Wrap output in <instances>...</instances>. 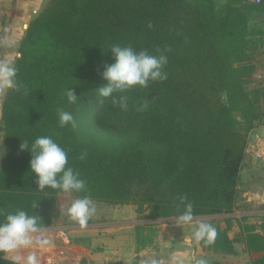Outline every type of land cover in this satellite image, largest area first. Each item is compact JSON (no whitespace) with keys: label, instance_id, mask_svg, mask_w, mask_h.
Here are the masks:
<instances>
[{"label":"trees","instance_id":"trees-1","mask_svg":"<svg viewBox=\"0 0 264 264\" xmlns=\"http://www.w3.org/2000/svg\"><path fill=\"white\" fill-rule=\"evenodd\" d=\"M261 9L248 0H48L19 42L21 90L5 91L2 100L0 208L37 202L44 227L57 217L61 191L37 190L31 155L20 148L51 136L86 181L73 198L134 205L152 219L176 217L180 196L194 217L230 213L248 133L264 120V86L248 88L247 57L250 15ZM113 45L168 56L166 79L113 94L127 98L126 109L97 95L107 83L104 68L114 63ZM60 111L75 125L59 126ZM215 227L213 248L230 250ZM246 243L264 248L257 234Z\"/></svg>","mask_w":264,"mask_h":264},{"label":"crops","instance_id":"crops-1","mask_svg":"<svg viewBox=\"0 0 264 264\" xmlns=\"http://www.w3.org/2000/svg\"><path fill=\"white\" fill-rule=\"evenodd\" d=\"M47 1L0 0V60L14 59L24 25ZM217 2L223 4L225 0ZM261 8L250 15L249 28H254L247 51L248 62L253 66L250 88L255 86V75L264 72V0ZM4 93L0 90V126ZM2 149L0 132V152ZM60 193L56 201L57 217L43 229L50 243L44 247L34 244L21 250L16 253L21 257L18 261L14 262L10 254L0 255V260L23 264V257L34 252L41 264H197L200 259L207 260L208 264H251L255 261L264 264V248L260 243L255 244V249H249L246 243L251 233L259 235L264 243V120L248 133L235 204L230 213L195 216L192 224L184 225L177 224L176 217L145 218L130 204L94 202L96 213L85 227H81L66 215L67 207L60 208ZM200 221L224 230L230 240V250L196 242L192 231ZM62 230L68 232L67 243L58 238Z\"/></svg>","mask_w":264,"mask_h":264},{"label":"clouds","instance_id":"clouds-1","mask_svg":"<svg viewBox=\"0 0 264 264\" xmlns=\"http://www.w3.org/2000/svg\"><path fill=\"white\" fill-rule=\"evenodd\" d=\"M10 46V45H9ZM111 53L114 63L107 65L102 77L107 83L97 87V95L102 98H113V103H119L122 109L127 108V98L121 96L119 101L113 96L114 93L124 92L135 86L148 87L150 82L161 81L167 78L163 70L168 63L166 51L160 55L150 54L147 50H136L132 46L113 45ZM16 58L0 60V90L18 92L21 85L18 82V69ZM66 97L69 103H75L77 95L66 89ZM143 104L140 110L146 108ZM59 126L75 125L73 115L67 111L58 113ZM21 150L27 149L31 155L29 170L36 176L37 190H58L64 193H82L86 191V181L80 173L69 166L67 152L51 137L39 136L29 144L22 142ZM3 152H0V156ZM81 155V159H83ZM182 211L176 216L177 224L190 225L194 221L193 205L186 196L179 197ZM37 202L29 208H15L7 210L0 208V255L10 254L13 261L21 257L16 253L31 248L34 244L40 247L47 246L50 241L44 236L43 218L33 211ZM96 205L89 196H79L71 201L66 208V215L85 227L90 218L96 213ZM39 235V239H36ZM193 239L204 245L215 243L218 232L217 228L209 222L196 223L192 231ZM23 264H41L38 256L33 252L23 257ZM197 264H208L205 259H200Z\"/></svg>","mask_w":264,"mask_h":264},{"label":"rangeland","instance_id":"rangeland-1","mask_svg":"<svg viewBox=\"0 0 264 264\" xmlns=\"http://www.w3.org/2000/svg\"><path fill=\"white\" fill-rule=\"evenodd\" d=\"M36 15H37V14H36ZM36 15H33V17L36 16ZM27 26H28V23H26V24L24 25V28H23V30H22L23 32H24V30L27 28ZM23 34H24V33H23ZM17 53H18V52H15V53H14V57L17 56ZM261 73H262V74H261ZM258 75H260L259 78L256 77V76H258ZM254 80H255V84L253 83V85H255V86H257V84H258V85L264 84V83H263V81H264V72L257 73V74L255 75ZM255 86H254V87H255ZM250 87H251V86L248 85V88H250ZM2 152H3V154H4V149H2ZM2 157H3V155L0 156V162H1ZM72 200H73V196H72L71 193H64V192H61V193H60V197H59V206H60V208H61V209H65V208L71 203ZM133 207L136 208V206H134V205H133Z\"/></svg>","mask_w":264,"mask_h":264},{"label":"built area","instance_id":"built-area-1","mask_svg":"<svg viewBox=\"0 0 264 264\" xmlns=\"http://www.w3.org/2000/svg\"><path fill=\"white\" fill-rule=\"evenodd\" d=\"M249 2L251 3H254V4H259L262 2V0H248ZM262 74V73H261ZM256 77H260V75L256 76ZM258 157L260 156L259 154H256ZM58 238L60 240H62L63 242L67 243L68 240H69V236H68V232L67 231H60L59 234H58ZM37 239H39V237H37Z\"/></svg>","mask_w":264,"mask_h":264}]
</instances>
